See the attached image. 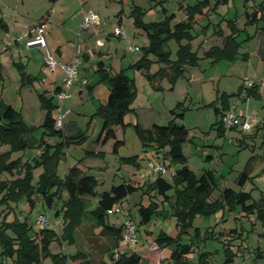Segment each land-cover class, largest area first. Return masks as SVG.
Here are the masks:
<instances>
[{"label": "rangeland", "instance_id": "1", "mask_svg": "<svg viewBox=\"0 0 264 264\" xmlns=\"http://www.w3.org/2000/svg\"><path fill=\"white\" fill-rule=\"evenodd\" d=\"M1 1L10 6L0 7L3 15L9 19L14 10L12 7L17 6L16 2L21 0H0V5ZM103 1L97 0L95 3L89 1L88 8L94 12L99 9L103 15L101 23L90 27L88 32L91 29L96 30L91 37L97 47L109 32L115 34L111 38L112 54L107 59L111 66L109 70L111 73L123 70L126 76L133 81L135 90V96L130 103L133 110L125 116L126 125L117 129L116 138L105 143L101 140L97 141L102 121L92 117V114L96 109V101L101 104L105 102L107 95H101L100 92L107 86L103 82L97 84L98 75L90 78L85 70H80V64L75 81H81L82 84L88 82L89 79L95 83V87L100 92L98 96L91 97L84 91L83 97L80 99L79 94L72 88L73 90L71 89L69 93L72 99L64 102L61 111L69 110L64 121L73 120L76 122L79 128L77 131H80L85 137L83 142L62 145L60 143L65 140L62 136L43 135L42 128L38 126L45 118L46 110H41V94H44L45 90L39 88L34 81L24 83L22 70L15 63L19 61V58L12 57V51H7L0 57L4 79H0V115L5 108V102H7L21 113L26 124L33 126L28 147L24 151H12L9 155L11 159L21 158L23 162L30 161L32 165L36 164L33 159L40 156L42 149L39 145L43 137L46 144L62 145V156L56 166L58 176L63 178L67 169L77 163L95 178L96 195L89 196L87 200V204L91 207L90 210L96 206L101 192L109 190L112 185L120 184L122 180L130 181L138 187L121 204L117 205L121 209L120 213L115 212V207L108 212L107 223L118 227L130 220L136 228L137 243L127 246L120 239L119 247L127 246L124 250H136L144 256V248L153 246L154 237L159 231L163 230L167 234L174 233L176 219L170 214L171 210L167 204H162L159 199L146 191L148 184L155 179V175L148 170L149 162L158 159H156V153L152 147L143 146L136 125H139L141 129H149L153 123L165 125L172 119L173 110L183 109L184 118H176L177 123L183 124L188 129V141L183 145V154L187 158L190 170L197 177L207 171L212 172L215 187L209 200L213 201L219 198L225 187L235 191L251 192L252 199L255 201L264 199V60H261L254 52L256 44H258V36L264 29V20L260 19L256 23L250 24L245 19V14L252 13L255 8L257 9V5L262 0H209L210 7H215L214 10L207 13L210 18L209 23L202 25L197 17L191 32L193 39L190 44L192 50L200 58L199 64L194 68L187 67L184 75L177 79L172 89L166 78L159 79L156 88L148 81L145 73L130 68L141 58L142 48L148 43L145 31L135 28L133 18L129 16L131 12L130 0L127 5L125 4L126 11L120 26L116 19L114 22V15L118 12L120 5L104 7ZM134 1L136 5L144 8L143 19L146 23L159 22L165 18V15L173 14L171 21L173 26L186 19L185 11L179 9V3L196 4L199 0H164L163 3L161 0ZM62 3L68 5L65 13L68 21L65 22L64 27H68L70 30L72 23L69 16L74 15L78 10V2L77 0H63ZM21 5V14L25 15V20L29 22L40 18L50 7L48 0H24ZM163 7L166 9V13L162 12ZM231 20H236L237 26L241 30L237 38L240 43L239 55L234 61L220 60L212 63L210 58L205 57V53L213 46L222 45L221 34L225 37L227 29L229 31L227 35L230 34L228 21ZM114 23L115 25H112ZM106 28L111 31L107 32ZM117 28L126 37L118 35ZM11 31H13V27H11ZM46 32L47 30H45ZM60 32L62 37L67 36V32L64 31V35L62 31ZM84 32L86 31L80 32L77 36L78 30L70 34V45L73 46L74 43L78 45ZM5 33L0 27V37L5 36L9 40H13V32L12 34ZM98 39H101V42ZM261 39H264V36L261 35ZM178 46V42L174 38L168 41L171 59L175 58ZM130 47H138L139 50L131 52ZM115 48L117 49L116 54L114 53ZM50 50H53L52 47ZM244 53H248L247 60L242 58ZM148 58L150 59L148 71L153 74L159 70L161 64L153 55H149ZM22 61L26 60L22 59ZM56 61L58 60L56 59ZM87 64L89 66V63ZM255 88L259 96H248V91ZM224 93L231 95L226 98L229 103L228 111H232L238 116L256 117L257 126L250 131H243L239 127L224 131V133L219 131L218 123L222 115L215 114L214 110L215 107L222 109L223 99L221 97ZM58 111H60V107L53 109L52 115L56 117ZM117 140L121 142L117 144L114 152L113 146ZM9 148L6 144L0 145V153L9 151ZM53 151L54 147L50 150V154ZM165 166L166 172L163 177L171 183L174 171L181 165L165 160ZM246 166L249 170V179L244 184H240L239 175ZM42 172L43 165L37 164L32 168L33 183ZM0 178L7 177L1 175ZM62 195L63 198H66L65 193ZM151 202L157 203L159 211L166 217L154 214L147 224L139 225L137 209L141 204L147 206ZM58 207L59 204H56L53 209H48L44 201L40 197H36L34 207L31 209L28 202L22 199L19 203H10L9 208L0 206V219L7 215L10 222L14 219L19 221L26 219L32 226V233H38L41 227L37 220L40 215H43L49 219L47 228L60 234L64 224L61 214L58 217L54 216ZM196 227L201 231L198 239L193 236ZM188 231L189 234H184L181 240L183 243L194 241L192 252L187 256L191 264H198V256L203 252L208 253L207 260L210 264H224V251L229 243L232 244L231 248L236 255L233 263L227 264H264V226L253 215L247 217L238 213L237 210L229 212L228 209H220L209 216L195 215L192 220V228ZM6 233L10 237L13 236L9 230ZM98 233L99 227L93 229V220L88 213H85L75 234V243L69 242L68 239L62 241L61 244L52 243L49 247L51 255L43 258L41 264H53L52 255L60 252L66 255L65 264H97L101 258H105L107 262L108 237L98 235ZM79 252L85 255L84 259L81 258L82 254L80 255ZM148 252L153 254L150 255L151 257L156 255L157 259L161 253L158 247L148 250ZM13 261V257L3 255V248L0 245V264H13Z\"/></svg>", "mask_w": 264, "mask_h": 264}, {"label": "trees", "instance_id": "2", "mask_svg": "<svg viewBox=\"0 0 264 264\" xmlns=\"http://www.w3.org/2000/svg\"><path fill=\"white\" fill-rule=\"evenodd\" d=\"M182 8L186 13V19L173 26L171 25L173 14L165 15L162 21L146 23L143 20L144 12L140 7L133 6L130 12L134 27L145 31L148 42L142 48L141 58L130 68L145 73L148 81L156 88L158 80L166 78L172 89L177 79L184 75L187 67L194 68L199 64L200 58L192 50L190 44L191 39H193L191 32L196 24V18L209 13L215 7H210L209 0H199L193 6ZM204 9H207L205 14ZM162 12L166 13V9L162 8ZM245 19L250 24L256 23L260 19L264 20V0L257 5V9L255 8L252 13H246ZM228 22L230 34L225 37L221 34L222 45L213 46L205 53V57L210 58L212 63L220 60L234 61L239 55L240 43L237 38L241 30L237 26L236 20ZM260 34H264V29ZM172 38L179 45L174 59H171V53L168 49V41ZM149 55L155 56L157 62L161 64L159 70L153 74L148 71ZM259 55L264 60V50L259 51ZM242 58L247 60L248 53H244ZM96 75H98L97 84L106 82L109 86V94L105 103L100 104L92 114V117L102 121L98 140L105 143L110 139H115L117 129L126 125L124 118L133 110L130 103L135 96V90L133 81L126 76L123 70L111 73L103 63H99ZM0 79H3L1 64ZM248 92V96L256 97L258 94L255 89ZM227 95L226 93L222 95V109L215 107V114L223 116L224 112L229 110V103L226 98L231 95ZM179 104L182 105V103ZM41 106L46 110V116L41 126L43 135L57 134L62 136L65 139L63 143H60L62 145L79 144L84 141L85 137L80 131L68 136L64 132V127L62 130L54 129L55 117L52 115V111L57 108V103L54 104L51 100H45L41 96ZM172 114V119L165 125L154 123L149 129H141L139 125H136V129L142 139L143 146L154 149L157 161L165 165V160H169L172 164L181 165L174 171L173 182H168L163 174H158L148 184L146 191L159 199L162 204H167L171 210L170 214L176 219L174 233L167 234L161 230L154 238L155 244L160 249H170L168 264H191L187 256L192 252L194 241L183 243L181 237L184 234H189L188 229L192 228V220L195 215L209 216L220 209H228L229 212L237 210L238 213L240 212L247 217L255 216L264 226V199L255 201L252 199L251 192L235 191L225 187L219 198L210 201L215 187L213 174L211 171H207L197 177L190 170L187 165V158L183 154V145L188 141V129L183 124L176 122V118H184V110H173ZM222 116L218 123L219 131L224 133V131L236 129L224 128ZM32 131L33 127L25 123L21 113L11 105L7 106L3 115L0 116V145L6 144L10 147L9 151L0 153V176L7 177L0 178V206L9 208L10 203H19L25 199L32 209L34 199L40 197L48 209H53L56 204H59L54 216L58 217L61 214L64 225L60 234L47 227L41 228L38 233H32V226L26 219L23 221L14 219L10 222L7 218L8 215L2 217L0 219V245L3 248V255L13 257V264H41L43 258L51 255L49 247L52 243L61 244L65 239L75 243L77 229L85 213H88L93 220V229L99 227L98 235L108 237L109 241L108 261L100 260L98 264H150L135 252L130 254L118 252L123 226L116 227L107 223L108 212L114 207L116 209L117 205L121 204L138 187L130 181L122 180L120 184L112 185L109 190L101 192L96 206L90 210L91 207L87 204V200L89 196L96 195V180L77 163L67 169L63 178L58 176L56 166L62 156V145L52 146L46 144L42 139L39 145L42 150L40 156L38 155L33 159L36 163L34 165L30 161L23 162L21 158H10L9 155L12 151H24L28 147ZM120 142L119 140L115 142L114 152ZM53 147L54 151L50 154ZM37 164L43 165V172L33 183L32 168ZM247 167L239 175L240 184H244L249 179ZM62 193H65L66 198H63ZM137 211L139 225L147 224L154 214L166 217L159 211L157 203L154 202L147 206L141 204ZM8 230L13 233V236L10 237L6 233ZM193 232L194 238L198 239L201 235L200 229L196 227ZM227 245L228 247L224 251V264L233 263L236 255L231 248L232 244ZM115 252H118V258L114 257ZM79 254H82L81 258H85L83 253L79 252ZM207 254V252L201 253L197 263L210 264L207 260ZM78 255L76 256L78 257ZM52 257L53 264H65L66 255L64 253L60 252L52 255Z\"/></svg>", "mask_w": 264, "mask_h": 264}, {"label": "crops", "instance_id": "3", "mask_svg": "<svg viewBox=\"0 0 264 264\" xmlns=\"http://www.w3.org/2000/svg\"><path fill=\"white\" fill-rule=\"evenodd\" d=\"M89 1L92 2L91 0H77L78 10H76L74 15L69 16L70 22L72 23L70 30L68 27H64L65 22L68 21V20H66L67 15L65 14L66 13V7L68 5L63 4L62 3L63 0H48V2L50 4V7L48 8V10L45 11L44 15H41L40 18H38L37 20H35L33 22H29V21L25 20V15L21 14V10H22L21 4L24 3V0H21L20 2H16L17 6L12 7L14 10L12 12V16L9 19L3 15L2 9H0V15H2L0 18V27L3 29L4 32H6L5 34H7V33L12 34V32H13V36H14L13 40L12 39L9 40V39L5 38V36L0 37V57H1V54L7 53V51H10V52L12 51L13 52L12 57L14 56L15 58L16 57L19 58V61H16V62L12 58L11 59L18 66H20V69L22 70V72H21L22 78H24L23 79L24 83L34 81V83L37 84V86H39V88L45 90L44 94H41V96L45 100H51L52 103H54V104L57 103V101L54 97V94L56 93L57 89H59L61 87L63 80H64V74L59 67H56V69L53 72L48 71V69L46 68V66L44 64V54H45L44 48H37V47L28 48L26 44H27V42H29L30 40H32L35 37L37 25L44 24L45 30H47V32L45 33V38H46L48 47H49V49H50V47H52L53 50L52 51L50 50V51L54 54V57L58 60V62H68L73 58L74 55L77 54L79 56V59H80V67H81L80 70H85L88 73V75L90 76V78L93 76L97 77L96 72H97V69L99 67V63H103V65L109 70L111 68V66H110V64H108L107 59L112 54L111 45L113 43H112L111 38H113V36H115V34L109 32V31H111L110 29L106 28V31L109 33L105 37L104 40L102 39V42H101V39H98L101 42L99 44L100 45L99 47H97L95 45V42H93V39L91 37L92 33L96 31L94 29H91L90 32H88V31L84 32L83 37L81 39V42L80 43H79V41L77 42V44L79 43L78 45H76V43H74L73 46L70 45L71 44L70 34H73L74 31L78 30V33L76 34V36L79 35V27H80V24L83 20V14L89 10L94 12V10H92L91 8L90 9L88 8ZM161 1L163 3L164 0H161ZM128 3H129L128 0H104L103 1L104 7H109L110 5H114V4L120 5V7L118 8V12L115 13V15H114V22L116 19L118 26L122 25V23H123V15L125 14V11H126L125 7ZM4 5H7V7H10L5 2L1 1L0 7H4ZM129 5H130L131 9L133 6H138L135 4L134 0H130ZM193 5H195V3L194 4H189V3L185 4V3L181 2V3H179V9L182 10L183 9L182 7H184V6H193ZM245 6H247V5H245ZM15 7H16L17 11L15 10ZM138 7H140L142 10H144V8H142L141 6H138ZM248 8H249V6H248ZM203 12L205 14L207 12V9H204ZM94 13L97 15L98 19L101 22V17L103 15V12H101L98 9ZM24 14H26V13H24ZM129 16H130V14H129ZM208 16H209L208 14L203 15L202 17H200L198 19L199 22L202 25L206 24L207 22L209 23L208 20L210 18ZM131 23H132V19H131ZM112 25H115V23ZM11 27H13V31H11ZM114 27H117V26H114ZM60 31L63 32V35H64V31L67 32V36L62 37ZM228 33H229V31L227 29L225 36H227ZM261 35L264 36V34H259L258 39H257L258 44H256L257 47L255 48V51H254L255 54L260 59H261V56L259 55V51L264 50V39H261ZM5 39H6V42H5ZM11 47H13V48L11 49ZM114 53L115 54L117 53L116 48H115ZM22 59H24L26 61L23 62ZM1 61L2 60L0 58L1 68L3 69V65H2ZM87 63H89V66ZM129 65H131V64H129ZM2 80H4V79H2ZM103 84H105L107 87L102 89L101 92L98 90L97 87H95V83L91 82L89 79H88V82L82 83V84H81V81H79V82L75 81L73 86L71 87V89L74 88V90L77 92V94H79L80 99H82L84 91H86L89 94V96H91V97L98 96L99 92L101 93V95L106 94L108 96L109 86L106 82H103ZM255 90H256V88H255ZM257 93H258V91H257ZM257 96H259V93L257 94ZM71 99L72 98L70 97L67 100H71ZM106 99H107V97H106ZM106 99H105V101H106ZM100 104H101L100 102L97 103V101H96L95 102L96 108ZM9 105H11L16 111H18L12 104L5 102V108L3 109V113H4L5 109L7 108V106H9ZM41 108H42V106H41ZM41 110L44 111L45 109L42 108ZM3 113L0 116H2ZM45 116H46V112H45ZM43 122H44V120L42 121V123L38 127L41 128ZM124 122H125V118H124ZM30 127H33V126H30ZM77 129H79V128H78L75 121H73V120H66L65 121L64 132L66 135H68V136L74 135L77 132ZM42 131H43V129H42ZM30 139L31 138H29V140ZM42 139H43V137L41 138V140ZM97 141H99V140H97ZM28 144H29V141H28ZM127 246L126 247L120 246L118 248L119 252L127 253V254L135 252V253L141 255L143 257V259L147 260L150 264H166L167 262L169 263V257H170L171 251L168 248L160 249L161 253H160V256L158 255V259H157L156 255H154L153 257H155V258H153V257H151L153 254H151V252H148V250H154L157 248V245L155 243L151 247L144 248V250H143L144 256L141 253L137 252L136 250H132V251L124 250L125 248H127ZM100 260L105 262V258H101ZM100 260L97 262V264L100 262Z\"/></svg>", "mask_w": 264, "mask_h": 264}, {"label": "built area", "instance_id": "4", "mask_svg": "<svg viewBox=\"0 0 264 264\" xmlns=\"http://www.w3.org/2000/svg\"><path fill=\"white\" fill-rule=\"evenodd\" d=\"M95 2L96 0H91ZM101 22L98 19L97 15L89 10L83 14V20L79 27V33L82 31H88L90 27L99 25ZM116 33L121 37H125L124 34L120 32L119 29H116ZM28 48H44V64L46 68L53 72L56 67H59L63 74L64 80L63 84L59 88V90L54 94V97L57 101L58 106L60 107V111H58V115L55 117L54 121V129L62 130L65 123V118L69 113V110L61 111V108L64 105V102L70 98V90L73 86L75 79L77 78L78 74V66L80 64L79 56L76 54L73 58L68 62H58L56 61L53 53L50 51L46 38H45V26L44 24L37 25L36 27V35L35 37L27 42ZM129 50L131 52L138 51V47H130ZM222 123L224 128L231 129V128H241L243 131H250L258 124V120L254 116H238L232 111H227L222 116ZM148 170L153 175L164 174L166 172V166L160 161H151L148 165ZM116 213H120V207L115 209ZM37 223L41 228H46L49 224V219L45 216L40 215L38 217ZM123 232H122V242L126 245H135L137 243V235H136V228L134 227L133 223L130 220L125 221L123 224ZM114 257L118 258V252L114 253Z\"/></svg>", "mask_w": 264, "mask_h": 264}]
</instances>
